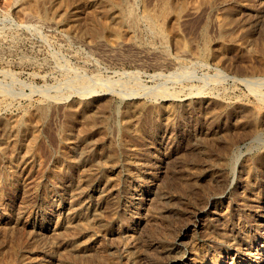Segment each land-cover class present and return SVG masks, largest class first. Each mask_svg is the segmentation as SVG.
Returning a JSON list of instances; mask_svg holds the SVG:
<instances>
[{
  "label": "rangeland",
  "instance_id": "1",
  "mask_svg": "<svg viewBox=\"0 0 264 264\" xmlns=\"http://www.w3.org/2000/svg\"><path fill=\"white\" fill-rule=\"evenodd\" d=\"M53 1L0 0V264L264 260V0Z\"/></svg>",
  "mask_w": 264,
  "mask_h": 264
},
{
  "label": "bare ground",
  "instance_id": "2",
  "mask_svg": "<svg viewBox=\"0 0 264 264\" xmlns=\"http://www.w3.org/2000/svg\"><path fill=\"white\" fill-rule=\"evenodd\" d=\"M21 1V0H20ZM51 1V0H50ZM55 1V0H54ZM53 1V2H54ZM69 1V0H68ZM176 1V0H175ZM38 2V1H37ZM59 2V1H58ZM126 2V1H125ZM177 2V1H176ZM29 3V2H28ZM44 3H45V1H44ZM57 3V2H56ZM63 3V2H62ZM41 4V3H40ZM58 5V4H57ZM37 7H38V4L36 5ZM35 6V7H36ZM44 6V5H43ZM42 6V7H43ZM70 6V5H69ZM176 6V5H175ZM225 6V5H224ZM32 7V6H31ZM34 7V6H33ZM59 7V6H58ZM58 7H56L57 9H58ZM115 7V6H114ZM171 7V6H170ZM43 9H45V8H43ZM55 9V8H54ZM53 9V10H54ZM57 9H55V10H57ZM52 10V11H53ZM73 10V9H72ZM169 10V9H168ZM77 11V10H76ZM238 11V10H237ZM44 12V11H43ZM55 12V11H54ZM54 12H53V14H54ZM42 13V12H41ZM40 13V14H41ZM50 13V12H49ZM89 13V12H88ZM122 13H123V11H122ZM124 13H126V11H124ZM123 13V14H124ZM154 13V12H153ZM226 13V12H225ZM65 14V13H64ZM74 14V13H73ZM95 14V13H94ZM119 14V16H121V13H118ZM129 14H130V12H129ZM132 14V13H131ZM155 14V13H154ZM44 15V14H43ZM47 15V14H46ZM45 15V16H46ZM77 15V14H76ZM126 15H128V13L126 14ZM133 15V14H132ZM132 15H130V17L132 16ZM225 15V14H224ZM233 15V14H232ZM31 16V18L33 17L32 15H30ZM58 16V15H57ZM63 16V15H62ZM67 16V15H66ZM111 16V15H110ZM235 16V15H234ZM68 17V16H67ZM67 17L65 18V16L64 17H61L60 16V18H59V21H58V24L59 23H67V21L68 20H66L67 19ZM96 17V16H95ZM126 17V16H125ZM124 17V18H125ZM130 17H128V19L130 18ZM36 18V17H35ZM72 17H70V19H71ZM145 18L147 19V21L149 22V24H150V27H153L154 28V26H153V21H155V20H153V18L151 17V16H149V14L148 15H146L145 16ZM48 19V18H47ZM46 19V20H47ZM70 19H69V21H70ZM95 19V18H94ZM99 19V18H98ZM145 19V20H146ZM28 19H26V21H27ZM45 20V21H46ZM114 20V19H113ZM120 20V19H119ZM126 20V19H125ZM131 20V19H130ZM39 21V20H38ZM37 21V22H38ZM49 21V20H48ZM78 21V20H77ZM115 21V20H114ZM133 21V20H132ZM143 21V20H142ZM27 22H29V21H27ZM53 22V21H52ZM75 22V21H74ZM87 22V21H86ZM117 22V21H116ZM69 23V22H68ZM118 23V22H117ZM159 23V22H158ZM28 24V23H27ZM79 24V23H78ZM127 24V23H126ZM148 24V25H149ZM162 24H163V22H162ZM251 24V23H250ZM60 25V24H59ZM69 25V27H72L73 26V24H72V26H71V24H68ZM76 25H77V22H76ZM129 25V24H128ZM155 25V24H154ZM249 25V24H248ZM35 26V25H34ZM66 26V25H65ZM78 26V25H77ZM80 26V25H79ZM91 26V25H90ZM94 26V25H93ZM159 26V25H158ZM83 26H81V28H82ZM147 27V26H146ZM32 28V27H31ZM73 28V27H72ZM75 28H77V27H75ZM155 28H158V27H156L155 26ZM75 30V29H74ZM115 30V29H114ZM154 30V29H153ZM160 30H162V29H160L159 28V31ZM29 31V30H28ZM100 31V30H99ZM118 31H120V29L118 28ZM158 31V32H159ZM93 32V31H92ZM155 33H157V31L155 32ZM124 34V33H123ZM123 34H120L121 36L123 35ZM160 34H161V31H160ZM79 35V34H78ZM81 35V34H80ZM92 35H93V33H92ZM95 35V34H94ZM159 35V34H158ZM159 37V36H158ZM128 38V37H127ZM208 38V37H207ZM163 39V38H162ZM165 39V38H164ZM207 40V39H206ZM115 43V42H114ZM113 43V44H114ZM163 43V42H162ZM117 45H120V44H117ZM203 49V48H202ZM164 50V49H163ZM199 51V50H198ZM201 51V50H200ZM204 52V51H203ZM201 55V54H200ZM55 58H56V56H55ZM203 58V57H202ZM194 65V64H193ZM70 69V68H69ZM181 70V69H180ZM182 74V73H181ZM192 74V73H191ZM84 76V75H83ZM72 79V78H71ZM81 79V78H80ZM133 79V78H132ZM171 79V78H170ZM81 81V80H80ZM67 82V81H66ZM74 82V81H73ZM135 82V81H134ZM68 83V82H67ZM82 83V82H81ZM76 84V83H75ZM85 84V83H84ZM84 84H82V85H84ZM64 85H66V84H64ZM81 85V86H82ZM86 85V84H85ZM251 85V84H250ZM71 86H73V85H71ZM111 88V87H110ZM256 88V87H255ZM258 88V87H257ZM81 89H83V88H81ZM110 91V90H109ZM112 92H113V90H112ZM156 92V91H155ZM163 92V91H162ZM136 94V93H135ZM119 95V94H118ZM260 95V94H259ZM262 95H264V94H262ZM258 96V95H257ZM264 97V96H263ZM262 97V98H263ZM11 98V97H10ZM254 98V97H253ZM169 99V98H168ZM260 99H261V97H260ZM139 104H142V103H139ZM263 104V103H262ZM42 105V104H41ZM45 105V104H44ZM257 105V104H256ZM260 105V104H259ZM215 107V106H214ZM250 107V106H249ZM253 107V106H252ZM37 108V107H36ZM69 108V107H68ZM219 108V107H218ZM48 110V109H47ZM213 110V109H212ZM248 110V109H247ZM252 110V109H251ZM30 111V110H29ZM37 110H35V112H36ZM41 111V110H40ZM43 111H44V109H43ZM127 111V110H126ZM132 111V110H131ZM145 111V110H144ZM261 111V110H260ZM34 112V111H33ZM207 112H209V111H207ZM253 112V111H252ZM264 112V111H263ZM31 113V112H30ZM132 113H133V111H132ZM144 113V112H143ZM210 113V112H209ZM32 114V113H31ZM39 115H40V112H39ZM133 115V114H132ZM242 115V114H241ZM18 116V115H17ZM263 116V115H262ZM84 117V116H83ZM93 117V116H92ZM137 117V116H136ZM224 117V116H223ZM94 118V117H93ZM96 118V117H95ZM212 118H214V117H212ZM249 118V117H248ZM262 118V117H261ZM27 119V118H26ZM26 119H15V121L13 122V126H11L10 128H8V126H7V128L8 129H6L5 130V135H6V138H10L9 139V141L10 140H12L13 142H15V143H21L19 140H20V136L21 135H24V136H27V137H29V138H32L35 134V127H34V129H33V127L31 126L32 124L31 123H28L27 121H26ZM31 119V118H30ZM7 120V119H6ZM99 120V119H98ZM13 121V120H12ZM100 121V120H99ZM167 121V120H166ZM104 122V121H103ZM164 122V121H163ZM102 123V122H101ZM2 124H3V121H2ZM31 124V125H30ZM36 125V124H35ZM10 126V125H9ZM93 126V125H92ZM106 126V125H105ZM129 127V126H128ZM257 128V127H256ZM262 128V127H261ZM264 128V127H263ZM123 129H126V128H123ZM216 129V128H215ZM257 130H258V128H257ZM68 133V132H67ZM65 134V133H64ZM90 134V133H89ZM182 134V133H181ZM4 135V134H3ZM84 136V135H83ZM202 136V135H201ZM211 136V135H210ZM3 137H5V136H3ZM20 137V138H19ZM37 137V136H36ZM25 138V137H24ZM28 138V139H29ZM35 138V137H34ZM200 138V137H199ZM218 138V137H217ZM208 139H211L210 137L208 138ZM25 140H27V139H25ZM32 140V139H31ZM34 140V139H33ZM32 140V141H33ZM63 140V139H62ZM66 140H67V138H66ZM71 140V139H70ZM217 140V139H216ZM226 140V139H225ZM7 141V140H6ZM22 141V140H21ZM38 141V140H37ZM209 141V140H208ZM214 141V140H213ZM25 142V141H24ZM23 142V143H24ZM77 142V141H76ZM95 142V141H94ZM203 142H205L204 140H203ZM29 143H30V141H29ZM80 143V142H79ZM12 144V143H11ZM21 145V144H20ZM26 145L28 146L29 144L28 143H26ZM36 145H38V144H36ZM21 146H24V145H21ZM30 146H31V144H30ZM30 146H29V148H30ZM39 146V145H38ZM65 146V145H64ZM207 146V145H206ZM37 148V147H36ZM15 149H17V148H15ZM69 150V149H68ZM81 150H82V148H81ZM16 151V150H15ZM29 151V150H28ZM11 152V151H10ZM25 152H26V150H25ZM112 152V151H111ZM207 152V151H206ZM192 153L193 152H191V155H192ZM205 153V152H204ZM222 154V153H221ZM195 155V154H194ZM197 155V154H196ZM77 156V155H76ZM127 156V155H126ZM227 157V156H226ZM89 158V157H88ZM182 159V158H181ZM13 161V160H12ZM78 161V160H77ZM114 161V160H113ZM122 161H124V160H122ZM216 161V160H215ZM99 162V161H98ZM170 162V161H169ZM174 162V161H173ZM214 162V161H213ZM228 162V161H227ZM93 163H94V161H93ZM215 163V162H214ZM114 164H115V162H114ZM145 164V163H144ZM153 164V163H152ZM158 164V163H157ZM216 164V163H215ZM4 165V164H3ZM7 165V164H6ZM96 165V164H95ZM177 165V164H176ZM221 165V164H220ZM223 166V165H222ZM188 167V166H187ZM138 168V167H137ZM173 169V168H172ZM176 169V168H175ZM105 170V169H104ZM104 170H102L103 172H104ZM165 170H166V168H165ZM87 172V171H86ZM96 174V173H95ZM198 174V173H197ZM86 175V174H85ZM109 177V176H108ZM180 177V176H179ZM178 177V178H179ZM110 178V177H109ZM183 178V177H182ZM187 178V177H186ZM189 178V177H188ZM104 179V178H103ZM182 180V179H181ZM81 181V180H80ZM171 181V180H170ZM177 181V180H176ZM212 181V180H211ZM180 182V181H179ZM187 182V181H186ZM194 182V181H193ZM208 182V181H207ZM146 183V182H145ZM182 183V182H181ZM221 183V182H220ZM119 185V184H118ZM201 185V184H200ZM113 186V185H112ZM115 187V186H114ZM159 187V186H158ZM179 187V186H178ZM219 187V186H218ZM81 188V187H80ZM113 188V187H112ZM161 188V187H160ZM184 188V187H183ZM102 189V188H101ZM110 189V188H109ZM162 189V188H161ZM73 190V189H72ZM80 190H82V189H80ZM163 190V189H162ZM180 190V189H179ZM205 191H206V189H204ZM74 191V190H73ZM77 191V190H76ZM129 191V190H128ZM161 191V190H160ZM182 191V190H181ZM105 192H106V190H105ZM190 193V192H189ZM197 193H198V191H197ZM161 196V195H160ZM191 196V195H190ZM155 198V197H154ZM158 198H160V197H158ZM182 198V197H181ZM156 201V200H155ZM158 201V200H157ZM165 201V200H164ZM182 202V201H181ZM165 203V202H164ZM81 204V203H80ZM176 204V203H175ZM77 205V204H76ZM158 205V204H157ZM127 206V205H126ZM163 206V205H162ZM176 206V205H175ZM161 207V206H160ZM91 208V207H90ZM153 208V207H152ZM70 209V208H69ZM105 209V208H104ZM158 209L160 210V208L158 207ZM153 210H154V208H153ZM118 212V211H117ZM126 212V211H125ZM128 212V211H127ZM150 212V211H149ZM173 212V211H172ZM83 214H84V212H83ZM46 215V214H45ZM86 215V214H85ZM109 215V214H108ZM107 215V216H108ZM154 215V214H153ZM162 215V214H161ZM110 216V215H109ZM159 216V215H158ZM163 216H165V215H163ZM90 217V216H89ZM92 217V216H91ZM94 217V216H93ZM169 217V216H168ZM171 217V216H170ZM169 217V218H170ZM105 218V217H104ZM166 218V217H165ZM168 218V219H169ZM124 219V218H123ZM154 219V218H153ZM175 220V219H174ZM173 220V221H174ZM147 221V220H146ZM75 223H76V221H75ZM81 223H83V222H81ZM147 223V222H146ZM68 224V223H67ZM70 224V223H69ZM68 224V225H69ZM97 224V223H96ZM160 224V223H159ZM71 225V224H70ZM224 226V225H223ZM261 226V225H260ZM98 227V226H97ZM99 227H100V225H99ZM11 228V227H10ZM4 230V229H3ZM10 230V229H9ZM64 230V229H63ZM116 231V230H115ZM135 231V230H134ZM142 231V230H141ZM13 232H14V230H13ZM59 232V231H58ZM136 232V231H135ZM139 232V231H138ZM152 232H154V231H152ZM159 232V231H158ZM220 232V231H219ZM161 233V232H160ZM167 233V232H166ZM165 233V234H166ZM207 233V232H206ZM116 234V233H115ZM117 235H119V234H117ZM116 235V236H117ZM128 235H130V234H128ZM151 235V234H150ZM123 236V235H122ZM137 236V235H136ZM206 236V235H205ZM208 236V235H207ZM224 236V235H223ZM9 237V236H8ZM123 237H125V236H123ZM134 237V236H133ZM152 237V236H151ZM12 238V237H11ZM150 238V237H149ZM156 238H158V237H156ZM170 238V237H169ZM173 238V237H172ZM35 240V239H34ZM117 240V239H116ZM115 240V241H116ZM119 240V239H118ZM132 240V239H131ZM144 240V239H143ZM234 240V239H233ZM264 240V239H263ZM3 241V240H2ZM129 241V240H128ZM154 241V240H153ZM170 241V240H169ZM156 242V241H155ZM158 242V241H157ZM8 243V242H7ZM124 243H125V241H124ZM4 244V243H3ZM76 244V243H75ZM237 244V243H236ZM157 245V244H156ZM241 245V244H240ZM119 246V245H118ZM128 246V245H127ZM121 247V246H120ZM243 247V246H242ZM246 247V246H245ZM244 247V248H245ZM127 248V247H126ZM233 248V247H232ZM235 248V247H234ZM261 248H264V245H262L261 246ZM7 249V248H6ZM30 250V249H29ZM127 250H128V248H127ZM137 250V249H136ZM214 250V249H213ZM235 250V249H234ZM238 250V249H237ZM258 250V249H257ZM4 251V250H3ZM146 251V250H145ZM243 251V250H242ZM240 252V251H239ZM244 252V251H243ZM78 253V252H77ZM129 253H131V252H129ZM146 253V252H145ZM241 254V253H240ZM246 254V253H245ZM125 255V254H124ZM247 255L249 256L248 258H249V260L247 261V262H245L244 264H264V260H261V257H259V253H258V251L257 252H254V253H252V252H249V253H247ZM66 256V255H65ZM241 256V255H240ZM14 257V256H13ZM126 258V257H125ZM124 258V259H125ZM167 258V257H166ZM138 259V258H137ZM140 259V258H139ZM165 259V258H164ZM4 260V259H3ZM240 260V259H239ZM245 260V259H244ZM247 260V259H246ZM14 262V261H13ZM127 262V261H126ZM139 262V261H138Z\"/></svg>",
  "mask_w": 264,
  "mask_h": 264
}]
</instances>
